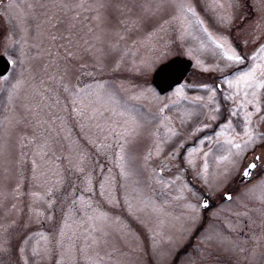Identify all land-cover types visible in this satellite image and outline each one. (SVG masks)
<instances>
[{
  "label": "rangeland",
  "instance_id": "obj_1",
  "mask_svg": "<svg viewBox=\"0 0 264 264\" xmlns=\"http://www.w3.org/2000/svg\"><path fill=\"white\" fill-rule=\"evenodd\" d=\"M0 11V264H264V171L243 180L264 162V0ZM177 56L188 81L162 96Z\"/></svg>",
  "mask_w": 264,
  "mask_h": 264
},
{
  "label": "water",
  "instance_id": "obj_2",
  "mask_svg": "<svg viewBox=\"0 0 264 264\" xmlns=\"http://www.w3.org/2000/svg\"><path fill=\"white\" fill-rule=\"evenodd\" d=\"M9 67L8 60L0 55V77L6 75ZM191 67L192 62L190 60L178 56L173 57L155 69L151 77V85L157 92L165 93L179 85ZM207 205V199H203L202 208H206Z\"/></svg>",
  "mask_w": 264,
  "mask_h": 264
},
{
  "label": "flooded vegetation",
  "instance_id": "obj_3",
  "mask_svg": "<svg viewBox=\"0 0 264 264\" xmlns=\"http://www.w3.org/2000/svg\"><path fill=\"white\" fill-rule=\"evenodd\" d=\"M6 1V0H5ZM1 12V11H0ZM7 20H8V18H7ZM173 58V57H172ZM171 59V58H170ZM168 61V60H167ZM164 63V62H163ZM162 63V64H163ZM246 63L247 62H245L243 65H240L239 67H238V69L239 70H241L242 69V67L243 68H245V66H246ZM191 69H192V67H191ZM190 69V70H191ZM211 74L212 73H210L209 72V75H208V78H211L212 79V81L211 82H213L212 84H213V86H217L218 87V90L216 89V94L218 95H220V94H222L223 92L219 89V85H218V83H219V81H217V79H221V78H223L224 76H220V75H212L213 77H211ZM187 79H186V76H185V79L183 80V82L182 83H180L179 85H176V86H174L171 90H173L174 88H176V87H179V86H181V85H183L185 82L187 83ZM151 87L153 88V86L151 85ZM188 87L189 88H192V85H191V83L189 82L188 83ZM153 90L156 92V93H158V94H160V95H164V94H166V93H168V92H170L171 90H169V91H167V92H165V93H159V92H157L154 88H153ZM188 91H190V93H196V92H194V90H188ZM176 104V103H175ZM164 114L165 115H167V120H168V122L169 123H171L173 126L174 125H178L179 124V119L175 116V115H168L167 113H166V111H164ZM227 121V116H223V118L220 120V121H217V123H215L214 124V126L212 127V129H210V130H208V132H207V135H210L212 132L213 133H216L217 132V129H219V127H221L225 122ZM205 134V132L202 134V135H200V136H197V137H195L194 138V140L192 141L191 140V142H188L187 143V147L189 146V147H191V146H193L199 139H200V137H202L203 135ZM206 135V134H205ZM180 160L182 159V156L180 155ZM250 164H255V168H251V167H249V165ZM245 169V171H247L248 173H249V175H244V173H245V171L243 172V180H244V178H245V180H247V178L251 175V174H253L255 171L257 172V173H260V172H262V170L264 171V162H262L261 161V158L258 156V155H255V157L252 159H250L249 160V162L246 164V167L244 168ZM242 180V181H243ZM193 186V185H192ZM201 191V190H200ZM201 195H202V199H206V196L204 195V193H201ZM211 206H213V204L211 205ZM205 211V210H204Z\"/></svg>",
  "mask_w": 264,
  "mask_h": 264
},
{
  "label": "snow or ice",
  "instance_id": "obj_4",
  "mask_svg": "<svg viewBox=\"0 0 264 264\" xmlns=\"http://www.w3.org/2000/svg\"><path fill=\"white\" fill-rule=\"evenodd\" d=\"M249 167L255 168V164H250ZM244 175H249V173L247 171H245Z\"/></svg>",
  "mask_w": 264,
  "mask_h": 264
}]
</instances>
